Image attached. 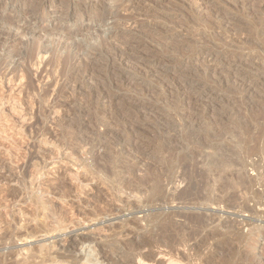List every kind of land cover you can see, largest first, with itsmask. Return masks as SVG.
<instances>
[{
    "label": "rangeland",
    "instance_id": "obj_1",
    "mask_svg": "<svg viewBox=\"0 0 264 264\" xmlns=\"http://www.w3.org/2000/svg\"><path fill=\"white\" fill-rule=\"evenodd\" d=\"M119 262L264 264V0H0V264Z\"/></svg>",
    "mask_w": 264,
    "mask_h": 264
},
{
    "label": "bare ground",
    "instance_id": "obj_2",
    "mask_svg": "<svg viewBox=\"0 0 264 264\" xmlns=\"http://www.w3.org/2000/svg\"><path fill=\"white\" fill-rule=\"evenodd\" d=\"M42 54H43V52H42ZM226 157L227 156L218 155L216 157V161L214 162L213 165L208 163L209 165H211L210 168L208 169V171H213L214 169H217V165H220L222 163L231 164L232 162L229 159H227ZM242 163H243V160L241 161V165H242ZM234 165H236V164L234 163ZM214 166H216V167H214ZM237 166H240V164H237ZM243 166H244V164H243ZM187 168H188V166L186 165L184 167V173L182 175V177H183L182 179H183V182L186 183L185 184L186 187L182 192H180L175 197L174 200L183 202L184 204H190V205H198L199 203L202 204L203 202L205 203L207 201H209L212 204H217V203L220 204L221 202H225L226 204L230 203L229 199L232 200L233 197L224 199V201L221 198L213 199L211 197V194H212L214 188H212V189L210 188L209 175L196 173V177H195L194 176L195 173L190 175L191 172H189ZM238 179L241 181V184L246 187L247 192L252 191L253 187H252V181L251 180H246V181H248V182H246L242 177H238ZM220 190H223V187H220ZM252 194L253 193H251V195ZM191 214H189V216L187 215V220L191 226H194V228L200 224L204 225L205 223H207L206 218L203 215H199V214H196V215L192 214L191 215ZM236 228L234 227L233 230L235 231ZM185 232L186 233H184V236L186 238H194V237H197L201 234L197 229H195V231H190V232L185 231ZM185 234H187V235H185ZM83 239L84 238H80L79 241H77L78 239L72 240L71 246L73 247L75 245L76 246L79 245V242L83 241ZM257 241L258 240H256L255 242H257ZM95 247L100 248V252L99 253L96 252V249L94 247H91V251H90L89 256L87 258L89 262H95V261L98 262V260H100L102 263L112 262L113 257L109 254V252L103 251L101 249V247H99L98 244H96ZM98 257H100V258H98ZM125 261H127V258H125ZM117 264H124V263L119 262Z\"/></svg>",
    "mask_w": 264,
    "mask_h": 264
}]
</instances>
